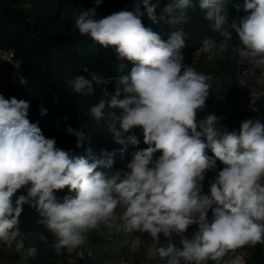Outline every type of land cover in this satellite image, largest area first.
Returning a JSON list of instances; mask_svg holds the SVG:
<instances>
[{"label": "clouds", "instance_id": "obj_1", "mask_svg": "<svg viewBox=\"0 0 264 264\" xmlns=\"http://www.w3.org/2000/svg\"><path fill=\"white\" fill-rule=\"evenodd\" d=\"M101 3L95 0L97 7ZM225 3L170 0L163 12L174 29L198 5L221 38H204L202 51L224 52L234 31L239 44L232 52L238 62L260 69L264 77V0H243L248 14L239 22L222 14ZM158 7L159 0H133L131 10L102 18H97L96 7L72 13L81 35L104 48L114 47L119 58L134 64L129 74L118 78L115 93L109 96L102 88V96L89 109L97 121L104 118L106 106L122 110L120 115L109 114L106 122L115 142L124 146L121 155L140 143L135 134H125L142 130L148 147L133 152L126 169L113 174L98 170L113 166L115 152L97 156L88 148L86 156H74L57 147L54 138H46L38 123L28 119V101L0 95V243H15L22 260L38 252L36 247L25 248L19 228L25 205L38 215L36 223L52 234L58 254L85 245L93 231L109 237L146 233L150 244L145 264H244L247 253L236 254L238 250L264 244V123L245 119L238 133L218 129L215 114L197 123V112L211 93L210 77L183 64L182 28L164 40L144 26V16L157 22ZM66 83L77 94L96 95L93 80L82 75ZM257 99L260 94L251 91L252 111H258ZM40 108L46 115L47 109ZM66 131L76 135L81 147L83 134L71 126ZM158 151L162 155L154 158ZM217 161L223 165L218 172ZM208 171L216 175L210 194H202ZM65 188L69 194L58 199L56 193ZM191 225L197 228L188 238ZM174 237H181L179 245ZM40 239L47 237L42 234ZM229 254L233 256L226 260Z\"/></svg>", "mask_w": 264, "mask_h": 264}, {"label": "trees", "instance_id": "obj_2", "mask_svg": "<svg viewBox=\"0 0 264 264\" xmlns=\"http://www.w3.org/2000/svg\"><path fill=\"white\" fill-rule=\"evenodd\" d=\"M169 2L170 0H159V7L156 9L157 22L153 23L144 16L142 18L144 26L160 34L164 40H167L172 30L182 28L185 33V46L180 50L183 62L190 61L193 68L195 67L198 72L205 71L206 75H216L224 71L228 72L230 77L227 94L230 104L227 110L213 111L209 107L208 97L205 107L197 112V123L207 115L215 114L218 117L215 125L218 129L237 133L245 119H260L264 123V86L260 99H257L254 105L258 111H252V105L241 107L240 99L243 93L248 94L249 91L243 92V86L238 78L242 66L239 60L230 57L209 60L207 54L193 60L194 54L202 49L204 38L215 37L218 41L221 38L212 32L211 22L204 18L205 12L200 10L198 5L194 10H189L186 22L172 29L167 22L169 17L163 12ZM193 3H197V0H193ZM242 4L243 0H226L222 14L227 15L229 20L239 22L248 14L243 11ZM132 5L133 0H102L98 7L95 0H0V50L13 53L15 63L0 60V78L6 76L10 79L4 98L15 97L28 101L30 122L38 123L46 138H54L57 147L70 151L74 156H86L88 148L97 156L102 152H115L113 166L110 169H98L108 174L122 170L131 161L133 152L143 150L148 145L143 142L142 130L135 128L125 135L135 134L140 140L139 145L135 147L129 145L121 155L119 150L124 146L115 142L106 122L110 119L109 114L120 115L122 110L106 106L104 118L97 121L89 109L102 96V88L107 90L109 96L114 94L118 78L129 74L134 64L119 58L114 47L104 48L88 36L81 35L74 27L72 13L74 10L83 11L96 7L97 18H102L120 10H131ZM236 5L241 6L239 11ZM232 36L233 40L228 46L229 52L233 46L239 44L234 31ZM215 64L218 65L217 69L213 68ZM76 75L93 80L96 95L85 96L75 93L66 81L74 79ZM12 76L23 82L15 85ZM210 83L213 86L216 79L212 78ZM41 105L47 109L46 115L40 114ZM69 126L83 134L81 147H77L76 135L66 131ZM206 154L213 155L210 149H206ZM160 155L162 151L156 152L154 158ZM222 168L221 162L217 161V172ZM215 175L216 172L213 171L206 173L205 179L201 182L202 194H210V182L214 180ZM68 194L67 188L56 193L58 199H63ZM208 216L212 218V209H209ZM37 219L35 211L25 205L19 228L25 248L36 247L37 255L24 261L22 253H17L10 264H65L64 257L53 248L52 234L42 225H38ZM196 228V225L189 226L185 236L191 238ZM42 234L47 237L45 241L40 239ZM138 235V232H121L109 237L95 231L89 233L88 241L83 246L91 255L87 256L83 264H103L105 260L113 259L118 252L127 253L132 249ZM161 242L167 243L163 237ZM240 250L247 253L246 264H264V244L246 246Z\"/></svg>", "mask_w": 264, "mask_h": 264}, {"label": "rangeland", "instance_id": "obj_3", "mask_svg": "<svg viewBox=\"0 0 264 264\" xmlns=\"http://www.w3.org/2000/svg\"><path fill=\"white\" fill-rule=\"evenodd\" d=\"M239 58L231 51L229 52L228 49L220 54H217L214 57H209V60H218V59H226V58ZM195 68V67H194ZM214 69L218 68V65H213ZM197 70V69H196ZM198 71V70H197ZM9 71H7L8 73ZM204 74L205 71H200ZM12 75V74H11ZM11 77V76H10ZM212 78L216 79V83L212 86L210 89V95L208 96L210 98L209 107L212 108L213 111L219 112L223 110H227L229 107V98L227 97V94L229 92V83H230V77L228 72L220 71L219 74L211 75ZM13 78H16L12 76ZM238 78L243 86V92H250L255 91L261 94L264 82V77H261V70L258 68H253L249 64H244L240 67ZM9 79V78H8ZM17 79V78H16ZM10 80V79H9ZM18 88V87H16ZM248 92V94L243 93V96L240 99L241 107H250L251 105V94ZM10 94V92H9ZM11 96V95H9ZM139 233V232H138ZM140 238V244L134 243L132 249L127 251V253H116V256L113 259L105 260L103 264H145V252L147 247L150 244V239L148 238L147 234H141L138 235ZM16 250H15V243H13L12 247H8L4 245L3 243H0V264H10V262L17 256ZM150 264H154V262H150Z\"/></svg>", "mask_w": 264, "mask_h": 264}, {"label": "built area", "instance_id": "obj_4", "mask_svg": "<svg viewBox=\"0 0 264 264\" xmlns=\"http://www.w3.org/2000/svg\"><path fill=\"white\" fill-rule=\"evenodd\" d=\"M213 51L216 52L215 55H212L210 53H205L201 49L200 51H198L197 53L194 54L193 60L199 59L202 54H207L209 57H213V56H216L217 54L223 53V52H219L218 50H215V49ZM13 58H14L13 53L3 52L0 50V60L2 59L4 61L10 62L11 64H15L13 61ZM183 64L185 66H191V62L188 60H184ZM208 76L210 77V80H211L212 77L210 75H208ZM12 81L15 85H19L20 83L23 82V80L19 81L18 78L17 79L13 78ZM7 90H8V79L6 76H3L2 78H0V95L4 96L5 94H7ZM123 169H126V165L124 166ZM209 219H211V218L209 217ZM180 238L181 237L174 238V242L177 243V245H179ZM134 243L140 244V238H136ZM240 252H241V250H238V252L236 254H239ZM60 254L64 257L65 264H83V262L87 258V256L91 255L90 252L87 250V248H85V246H81L78 249L71 251V252H68L67 250H62ZM232 256H233V254H229V256L225 257V259L227 260ZM243 259H244V264H246L245 257Z\"/></svg>", "mask_w": 264, "mask_h": 264}]
</instances>
